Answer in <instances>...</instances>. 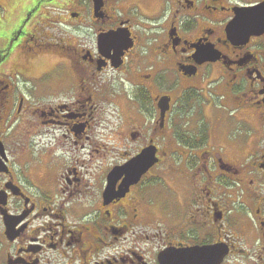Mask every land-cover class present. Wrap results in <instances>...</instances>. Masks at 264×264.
Here are the masks:
<instances>
[{
  "label": "flooded vegetation",
  "instance_id": "1",
  "mask_svg": "<svg viewBox=\"0 0 264 264\" xmlns=\"http://www.w3.org/2000/svg\"><path fill=\"white\" fill-rule=\"evenodd\" d=\"M18 1L0 264H264V32L226 35L264 0Z\"/></svg>",
  "mask_w": 264,
  "mask_h": 264
},
{
  "label": "water",
  "instance_id": "2",
  "mask_svg": "<svg viewBox=\"0 0 264 264\" xmlns=\"http://www.w3.org/2000/svg\"><path fill=\"white\" fill-rule=\"evenodd\" d=\"M264 31V2L252 7L238 8L235 18L226 27L227 38L231 41H246L250 36ZM137 167L146 169V165L137 161ZM202 253V252H201ZM198 254V253H195Z\"/></svg>",
  "mask_w": 264,
  "mask_h": 264
},
{
  "label": "rangeland",
  "instance_id": "3",
  "mask_svg": "<svg viewBox=\"0 0 264 264\" xmlns=\"http://www.w3.org/2000/svg\"><path fill=\"white\" fill-rule=\"evenodd\" d=\"M5 1V0H4ZM33 1V0H32ZM31 1V2H32ZM38 1V0H36ZM0 2L3 3V0H0ZM36 2L33 3L32 9L35 7ZM6 10L2 9V11L0 10V31L2 30V27L5 26L8 23L9 20V16L11 13L17 12L19 10H24V6L21 2H19L18 0H14V2H12L11 7L8 8L7 6H5ZM30 9L29 7L26 8V13L29 12ZM45 9H41V11H39V15L34 19V21L32 20V22L29 24L28 28L30 29L33 24V29L34 30H41L43 32H50L48 29H45V19L43 18V16L46 14V12H52V15H58L59 12L58 10L50 7L49 10H45ZM3 11H5L3 13ZM27 16V14H26ZM26 16H24V13L19 14V13H15V16L13 17V22L11 23L12 28L11 30L7 31H1L4 32V35L6 38H9L11 36V33L13 34L14 31H16L19 28L20 22L22 20H25ZM18 17V18H17ZM68 30H71L70 28ZM55 31V30H54ZM15 54V55H14ZM12 54V56H9L10 58H8V63L3 65V70L5 71H11V70H15L14 67L16 66L17 69H19V64L20 61L22 59V57L18 54V52ZM8 73V72H5ZM5 78H8L6 76H4ZM3 77V78H4Z\"/></svg>",
  "mask_w": 264,
  "mask_h": 264
}]
</instances>
